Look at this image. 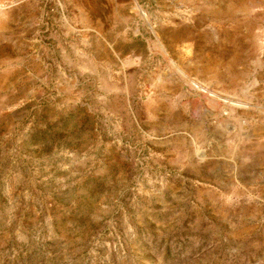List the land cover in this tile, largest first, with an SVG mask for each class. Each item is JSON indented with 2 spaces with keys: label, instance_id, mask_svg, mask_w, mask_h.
<instances>
[{
  "label": "rangeland",
  "instance_id": "374dc122",
  "mask_svg": "<svg viewBox=\"0 0 264 264\" xmlns=\"http://www.w3.org/2000/svg\"><path fill=\"white\" fill-rule=\"evenodd\" d=\"M0 264H264V0H0Z\"/></svg>",
  "mask_w": 264,
  "mask_h": 264
}]
</instances>
